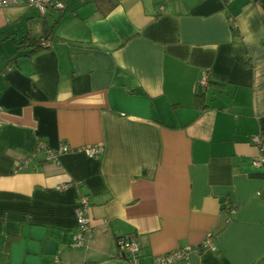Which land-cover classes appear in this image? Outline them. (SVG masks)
<instances>
[{
    "label": "crops",
    "instance_id": "1",
    "mask_svg": "<svg viewBox=\"0 0 264 264\" xmlns=\"http://www.w3.org/2000/svg\"><path fill=\"white\" fill-rule=\"evenodd\" d=\"M66 2L0 6V264H131L125 234L140 264L186 246L172 264H264V0ZM43 20L50 44L17 50ZM39 141L69 150L16 169ZM80 193L91 233L73 245Z\"/></svg>",
    "mask_w": 264,
    "mask_h": 264
},
{
    "label": "built area",
    "instance_id": "2",
    "mask_svg": "<svg viewBox=\"0 0 264 264\" xmlns=\"http://www.w3.org/2000/svg\"><path fill=\"white\" fill-rule=\"evenodd\" d=\"M18 0H0V6H7L16 4ZM28 4L34 6L39 10L41 14H46L49 10L64 11L67 8L66 0H27ZM235 25V24H234ZM44 45L50 44V41L45 39L43 41ZM209 76L207 71H203L199 80L198 86L204 87L208 84ZM2 107L0 106V114ZM1 123V118H0ZM251 141L259 147V154L252 159V164L259 167L264 161V136L261 133H257L251 136ZM69 150V145L67 143L61 144L58 148L52 147L44 141H39L36 146L29 152L28 155L23 157L16 169H21L30 164L31 161L35 160L39 153H44L47 160L58 161L59 154ZM87 153L91 156L99 157L104 151L103 145H93L85 148ZM69 182L60 184L58 187L60 189L69 186ZM230 212L235 211L234 205H230ZM77 214V227L74 233V238L72 241L73 245H82L85 242L86 235L91 233L90 226V202L89 196L86 193H80L78 196V201L76 205ZM211 232L208 233L207 237L202 241L203 247H210L215 249L216 246L212 239L210 238ZM119 244L124 254H127L128 260L131 264H140L138 257L140 251V244L138 239L134 234H125L119 238ZM192 248L190 246L176 248L165 253L157 254L154 256L153 264H172L178 260L187 257L189 251Z\"/></svg>",
    "mask_w": 264,
    "mask_h": 264
},
{
    "label": "trees",
    "instance_id": "3",
    "mask_svg": "<svg viewBox=\"0 0 264 264\" xmlns=\"http://www.w3.org/2000/svg\"><path fill=\"white\" fill-rule=\"evenodd\" d=\"M93 1L95 2L97 9H99V11L103 15L109 13L119 3V0H93ZM64 12L65 10L60 11L59 13L60 15H63ZM42 26H43L42 28L43 30L39 35L26 34L22 39L17 40L15 43L16 49L17 50L27 49L26 54H30L42 47H45L43 41L53 33L54 26L48 25L45 22V20H43ZM205 93H206V89L203 87H199L195 92V105L199 108H204L206 106Z\"/></svg>",
    "mask_w": 264,
    "mask_h": 264
}]
</instances>
